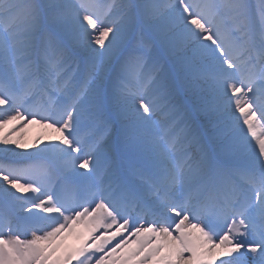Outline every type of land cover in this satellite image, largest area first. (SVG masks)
I'll use <instances>...</instances> for the list:
<instances>
[{
  "label": "snow or ice",
  "instance_id": "6c2138e0",
  "mask_svg": "<svg viewBox=\"0 0 264 264\" xmlns=\"http://www.w3.org/2000/svg\"><path fill=\"white\" fill-rule=\"evenodd\" d=\"M0 264H264V0H0Z\"/></svg>",
  "mask_w": 264,
  "mask_h": 264
},
{
  "label": "bare ground",
  "instance_id": "6f19581e",
  "mask_svg": "<svg viewBox=\"0 0 264 264\" xmlns=\"http://www.w3.org/2000/svg\"><path fill=\"white\" fill-rule=\"evenodd\" d=\"M28 129L29 130L32 129V135H30L31 139H33L35 137L37 138L38 136L44 134V129H42L39 125H28L27 127L21 129V133L23 134L24 137H25V132Z\"/></svg>",
  "mask_w": 264,
  "mask_h": 264
},
{
  "label": "rangeland",
  "instance_id": "374dc122",
  "mask_svg": "<svg viewBox=\"0 0 264 264\" xmlns=\"http://www.w3.org/2000/svg\"><path fill=\"white\" fill-rule=\"evenodd\" d=\"M45 131V130H44ZM30 135H32V129H28L26 132H25V137H24V140H25V142H28V143H31L32 141H34L35 139H36V137L35 138H33V139H31L30 137ZM43 135V134H42ZM45 140H47V136H45ZM74 241H72V240H70L69 241V243H73Z\"/></svg>",
  "mask_w": 264,
  "mask_h": 264
}]
</instances>
